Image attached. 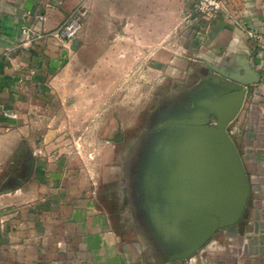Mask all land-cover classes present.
I'll return each instance as SVG.
<instances>
[{
    "label": "crops",
    "instance_id": "crops-1",
    "mask_svg": "<svg viewBox=\"0 0 264 264\" xmlns=\"http://www.w3.org/2000/svg\"><path fill=\"white\" fill-rule=\"evenodd\" d=\"M88 1L0 0L2 124L49 100L77 49L53 36L23 46L21 27L51 31ZM237 1L264 26V0ZM182 47L156 52L168 84L151 107L120 87L87 166L35 160L23 208L0 219V264H264L263 75L230 20Z\"/></svg>",
    "mask_w": 264,
    "mask_h": 264
},
{
    "label": "rangeland",
    "instance_id": "rangeland-1",
    "mask_svg": "<svg viewBox=\"0 0 264 264\" xmlns=\"http://www.w3.org/2000/svg\"><path fill=\"white\" fill-rule=\"evenodd\" d=\"M234 2L238 1L89 0L75 37L77 49L56 73L52 97L26 104L19 125L0 121V219L23 208L24 182L37 158L51 163L60 155L76 169L103 151L99 135L104 120L118 114L109 106L119 97L120 87H127L129 102L142 98L146 107L155 104V93L168 84L166 67L156 60L158 50L182 51L184 39L206 40L213 23L230 20L244 32L249 54L256 59L253 69L261 72L264 84V26L245 22ZM208 71L215 77L220 74L215 67L208 66ZM136 86H143L144 93H135ZM131 107L124 113L133 112ZM253 112L240 114L254 119ZM237 116L232 113L226 119L230 124ZM232 130L231 125L227 132Z\"/></svg>",
    "mask_w": 264,
    "mask_h": 264
},
{
    "label": "built area",
    "instance_id": "built-area-1",
    "mask_svg": "<svg viewBox=\"0 0 264 264\" xmlns=\"http://www.w3.org/2000/svg\"><path fill=\"white\" fill-rule=\"evenodd\" d=\"M85 6L82 4L76 7L67 15L64 21L51 31H38L35 28L21 27V44L30 47L36 41L42 40L48 36H53L68 43H71L82 26L83 18L86 15ZM42 20V17H39Z\"/></svg>",
    "mask_w": 264,
    "mask_h": 264
},
{
    "label": "water",
    "instance_id": "water-1",
    "mask_svg": "<svg viewBox=\"0 0 264 264\" xmlns=\"http://www.w3.org/2000/svg\"><path fill=\"white\" fill-rule=\"evenodd\" d=\"M72 44H73V49H75V46L77 45V41L74 39V40L72 41Z\"/></svg>",
    "mask_w": 264,
    "mask_h": 264
}]
</instances>
